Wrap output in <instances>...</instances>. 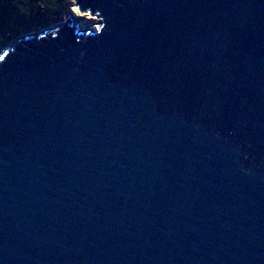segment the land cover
<instances>
[{
	"label": "water",
	"instance_id": "1",
	"mask_svg": "<svg viewBox=\"0 0 264 264\" xmlns=\"http://www.w3.org/2000/svg\"><path fill=\"white\" fill-rule=\"evenodd\" d=\"M0 53V264H264V0H78Z\"/></svg>",
	"mask_w": 264,
	"mask_h": 264
},
{
	"label": "rangeland",
	"instance_id": "2",
	"mask_svg": "<svg viewBox=\"0 0 264 264\" xmlns=\"http://www.w3.org/2000/svg\"><path fill=\"white\" fill-rule=\"evenodd\" d=\"M36 3L31 5L26 4L25 2H23V0H0V15H4V17H6L5 15V10L8 9L7 5L11 6V9H9V11L12 12H16V11H28L30 14L34 15H41V11L40 9H38L37 6H43V2L47 1V0H35ZM66 3L68 5L69 10H67V12H64L62 10L63 16H61L62 18L59 17H55L54 18L51 17V19L48 20H43L40 21L38 20L36 25L34 27H27L26 29H24L20 35L15 39H19L21 37H33V36H38L41 35L45 32H48L50 30H54L60 26H62L68 18L72 19L73 24L77 25L79 27L80 31H91L92 29H99L100 24L99 21L100 19L97 17H94L88 13L85 12H79L78 8H77V0H66ZM45 6V5H44ZM11 13H9L7 15H10ZM13 40V41H15ZM11 42H9L7 44L10 45ZM1 53V51H0Z\"/></svg>",
	"mask_w": 264,
	"mask_h": 264
},
{
	"label": "trees",
	"instance_id": "3",
	"mask_svg": "<svg viewBox=\"0 0 264 264\" xmlns=\"http://www.w3.org/2000/svg\"><path fill=\"white\" fill-rule=\"evenodd\" d=\"M78 1V0H77ZM26 4H35V0H23ZM43 6H37L41 11V15H32L28 11H9L10 5H7L5 14L11 13L8 18H3L4 15H0V51L7 47V44L15 40L20 33L27 27H34L38 20H48L55 17L62 18V13L69 10L66 0H47L43 2ZM62 10L64 12H62ZM38 24V23H37Z\"/></svg>",
	"mask_w": 264,
	"mask_h": 264
}]
</instances>
